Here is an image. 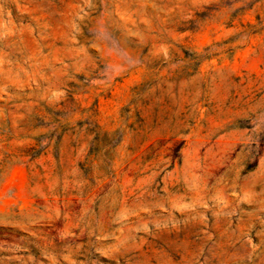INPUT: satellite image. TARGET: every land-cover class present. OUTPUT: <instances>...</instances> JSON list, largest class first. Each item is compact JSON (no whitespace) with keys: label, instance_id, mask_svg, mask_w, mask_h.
<instances>
[{"label":"rangeland","instance_id":"rangeland-1","mask_svg":"<svg viewBox=\"0 0 264 264\" xmlns=\"http://www.w3.org/2000/svg\"><path fill=\"white\" fill-rule=\"evenodd\" d=\"M0 264H264V0H0Z\"/></svg>","mask_w":264,"mask_h":264}]
</instances>
